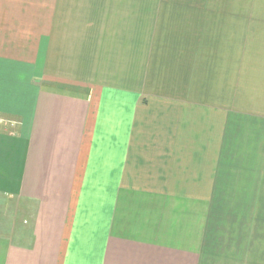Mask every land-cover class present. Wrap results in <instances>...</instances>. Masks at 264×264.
Listing matches in <instances>:
<instances>
[{
  "label": "crops",
  "instance_id": "obj_1",
  "mask_svg": "<svg viewBox=\"0 0 264 264\" xmlns=\"http://www.w3.org/2000/svg\"><path fill=\"white\" fill-rule=\"evenodd\" d=\"M0 117V264H264V0H0Z\"/></svg>",
  "mask_w": 264,
  "mask_h": 264
},
{
  "label": "rangeland",
  "instance_id": "obj_2",
  "mask_svg": "<svg viewBox=\"0 0 264 264\" xmlns=\"http://www.w3.org/2000/svg\"><path fill=\"white\" fill-rule=\"evenodd\" d=\"M144 10L145 8H138V10ZM152 9V14L154 15V21L159 19V16L162 14H169L170 12H173L176 8H158L154 7ZM199 12L197 13V9H195L194 13L199 14L202 18H216L220 19L224 15L225 8L223 7H214V8H208V7H202L199 8ZM192 8H185V13H189L190 15H194L193 12H191ZM170 11V12H169ZM138 18L140 16V13L137 14ZM143 17L145 15L143 14ZM143 20V19H142ZM157 23V22H156ZM155 24V22H154ZM184 27H182V30H188L191 31L189 33V45H185V48L190 47L191 45L194 47H201V60H204V58L207 57L209 59L210 56H213L216 54L218 59L216 60L217 64L221 61V64L223 62V58L226 53V49H229L230 52H233V59L234 63L239 61V52L241 49V38H240V30L241 27L239 23H233L229 24L230 28L226 30V24L220 21H205V22H199V23H190V22H183L182 23ZM198 45H193V44ZM206 53V55H205ZM221 60H220V59ZM208 65V63H206ZM205 96H208V92L204 93ZM1 119V117H0ZM4 123V121H3ZM15 124V123H14ZM14 126V125H13ZM4 203H7V201H3ZM4 206V207H3ZM11 210L5 209V205H0V224L6 223V221L11 217Z\"/></svg>",
  "mask_w": 264,
  "mask_h": 264
},
{
  "label": "built area",
  "instance_id": "obj_3",
  "mask_svg": "<svg viewBox=\"0 0 264 264\" xmlns=\"http://www.w3.org/2000/svg\"><path fill=\"white\" fill-rule=\"evenodd\" d=\"M2 123H3V120L0 119V130H1V125H2Z\"/></svg>",
  "mask_w": 264,
  "mask_h": 264
}]
</instances>
